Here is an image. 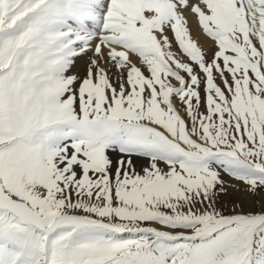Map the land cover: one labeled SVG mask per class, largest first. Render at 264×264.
Instances as JSON below:
<instances>
[{
	"label": "snow or ice",
	"instance_id": "obj_1",
	"mask_svg": "<svg viewBox=\"0 0 264 264\" xmlns=\"http://www.w3.org/2000/svg\"><path fill=\"white\" fill-rule=\"evenodd\" d=\"M0 264H264V0H0Z\"/></svg>",
	"mask_w": 264,
	"mask_h": 264
},
{
	"label": "bare ground",
	"instance_id": "obj_2",
	"mask_svg": "<svg viewBox=\"0 0 264 264\" xmlns=\"http://www.w3.org/2000/svg\"><path fill=\"white\" fill-rule=\"evenodd\" d=\"M193 36H194V38H197V33H196L195 31L193 32ZM198 38H199V40H200L201 42H203L204 39H205L203 36H199Z\"/></svg>",
	"mask_w": 264,
	"mask_h": 264
}]
</instances>
